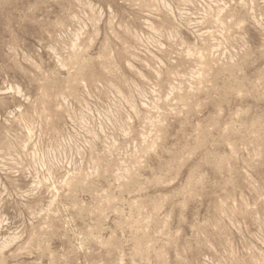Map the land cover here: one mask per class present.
<instances>
[{"label":"rangeland","instance_id":"obj_1","mask_svg":"<svg viewBox=\"0 0 264 264\" xmlns=\"http://www.w3.org/2000/svg\"><path fill=\"white\" fill-rule=\"evenodd\" d=\"M0 264H264V0H0Z\"/></svg>","mask_w":264,"mask_h":264}]
</instances>
